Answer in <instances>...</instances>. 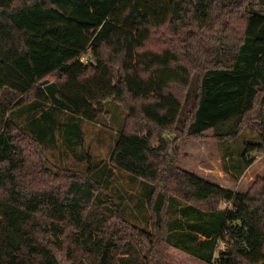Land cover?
I'll use <instances>...</instances> for the list:
<instances>
[{
	"label": "trees",
	"instance_id": "trees-1",
	"mask_svg": "<svg viewBox=\"0 0 264 264\" xmlns=\"http://www.w3.org/2000/svg\"><path fill=\"white\" fill-rule=\"evenodd\" d=\"M107 101L127 111L109 165L150 186V231L92 168L44 170V133L10 119L48 104L93 122ZM245 128L257 134L241 155L249 167L264 155V0H0V264H168L171 199L200 222L183 236L204 237L203 251L177 248L264 264V178L234 193L176 167L181 141Z\"/></svg>",
	"mask_w": 264,
	"mask_h": 264
},
{
	"label": "rangeland",
	"instance_id": "rangeland-1",
	"mask_svg": "<svg viewBox=\"0 0 264 264\" xmlns=\"http://www.w3.org/2000/svg\"><path fill=\"white\" fill-rule=\"evenodd\" d=\"M120 79L118 75V81ZM42 112L47 113L48 118H41ZM126 115L127 111L122 105L107 101L103 103L93 122L71 117L48 104H43L40 108L25 106L10 119L32 138L41 139L38 137L39 132L44 133L40 146H36L41 165L45 161L55 170L72 175L84 174L88 168H92V178L120 207L123 216L135 226L150 231V212L147 208L150 186L128 173L111 169L109 165L111 149ZM256 140V132L247 128L237 138L224 142L215 140L212 130H208L199 140L188 139L180 142L176 167L223 189L246 193L256 179L264 178V155L257 157L249 167H245V161L241 157L244 144ZM33 146L30 143L26 147L32 154L35 152ZM185 206V203L176 199H171L168 203L167 219L172 237L170 246L166 247L167 263L207 264L176 247L190 245L198 252L204 249L200 245L204 241L202 233H196L197 238L194 241L182 234L188 231L187 225H200L194 213H189ZM223 208L222 205L221 209ZM205 220L210 218L206 217ZM218 248L213 252V257H216ZM206 254L207 252H201L199 255Z\"/></svg>",
	"mask_w": 264,
	"mask_h": 264
},
{
	"label": "water",
	"instance_id": "water-1",
	"mask_svg": "<svg viewBox=\"0 0 264 264\" xmlns=\"http://www.w3.org/2000/svg\"><path fill=\"white\" fill-rule=\"evenodd\" d=\"M42 166H43V168H44V170H46V171H49V172H51V173H53V175H56L57 174V170H55L54 168H52V167H50V166H48L47 164H46V162L45 161H43L42 162Z\"/></svg>",
	"mask_w": 264,
	"mask_h": 264
},
{
	"label": "built area",
	"instance_id": "built-area-1",
	"mask_svg": "<svg viewBox=\"0 0 264 264\" xmlns=\"http://www.w3.org/2000/svg\"><path fill=\"white\" fill-rule=\"evenodd\" d=\"M82 61H85V58H83ZM223 207H227V204H223Z\"/></svg>",
	"mask_w": 264,
	"mask_h": 264
}]
</instances>
